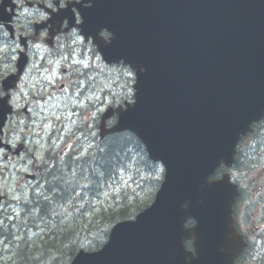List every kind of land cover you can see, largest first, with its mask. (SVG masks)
<instances>
[{
    "label": "water",
    "instance_id": "95a60500",
    "mask_svg": "<svg viewBox=\"0 0 264 264\" xmlns=\"http://www.w3.org/2000/svg\"><path fill=\"white\" fill-rule=\"evenodd\" d=\"M84 2L92 4L81 10L84 35L94 36L107 63L124 61L136 74L134 104L101 135L133 132L166 174L150 208L71 264H229L237 252L224 259L220 250L237 244L236 187L229 175L210 177L221 163L232 166L240 136L264 115V0ZM102 29L110 42L98 39ZM190 239L196 255L184 245Z\"/></svg>",
    "mask_w": 264,
    "mask_h": 264
},
{
    "label": "trees",
    "instance_id": "16d2710c",
    "mask_svg": "<svg viewBox=\"0 0 264 264\" xmlns=\"http://www.w3.org/2000/svg\"><path fill=\"white\" fill-rule=\"evenodd\" d=\"M262 134L261 130L253 147L242 154L241 159L238 157L240 165L246 167L256 161L254 152L264 143ZM69 168L74 175L58 171L46 177L50 199L42 202L41 212L45 219L56 214L58 206L67 204L66 215L56 216L63 219L59 225L54 223L53 229L40 242L30 248L19 247L15 264H25L26 259L30 264L41 261L70 264L81 247L99 249L107 241L114 224L135 217L153 202L163 179L162 167L152 163L142 143L128 133L106 138ZM121 176L129 178L128 185ZM27 212L34 222L37 214L30 209ZM42 223L46 233L48 226L43 219ZM36 252L40 253L39 258L32 260Z\"/></svg>",
    "mask_w": 264,
    "mask_h": 264
},
{
    "label": "flooded vegetation",
    "instance_id": "af4514ba",
    "mask_svg": "<svg viewBox=\"0 0 264 264\" xmlns=\"http://www.w3.org/2000/svg\"><path fill=\"white\" fill-rule=\"evenodd\" d=\"M61 1L60 3L65 5V7H57L56 1H51L50 3L53 4V7L50 8V12H36L18 20L20 30L22 31L19 35H25L29 43L42 38L45 42H51L52 44L50 49L52 54L46 55L43 61L39 63L38 71L41 75L47 68V60L56 63L58 62L57 57H59L63 59L62 63H65L60 70L61 79L55 82L56 86H50V91L47 95L55 96L56 98L65 96L71 100H76L77 103H72L70 108H68V110H71L73 113L69 128L61 122L58 123V130L56 127L53 128L50 139L48 140V152L46 153V157L41 159L44 161L45 165L47 162H52V164L56 162H68L70 156H73L74 153L80 155L83 151L88 149L89 146L87 144H89L90 140L96 137L98 133L97 123L101 113L99 111L101 110L106 96L104 77L95 80L96 78L93 76L91 81L88 75L91 69L88 67L83 68L82 66V62L86 61H82L86 56L85 52L75 53L73 51V48L75 51L77 49L76 44H74L75 40L79 37L83 41L79 36V31L77 29H72L67 33H57L53 39L50 40V34H54L58 32V30L63 32L69 25L70 19L68 14L59 12L60 10L66 9L67 6H72L77 22L80 20L73 6L76 0ZM43 2L47 3L46 1ZM62 16H64V19H61L62 22H59L57 26V22L53 20V17L61 18ZM38 23H47L45 29L36 32L35 26ZM14 25H16V22H14ZM84 43L86 46H91L88 42L84 41ZM73 59L78 61L74 62ZM79 61H81V64L78 63ZM94 62H96V60H94ZM77 69L81 72L80 75L75 74ZM99 76H102V74L100 73L98 77ZM33 87H36V89L41 88L38 83H35ZM44 93H47L46 89ZM81 103L82 105L85 103V105L81 106ZM63 109L66 108L64 107ZM91 109L97 112L95 116H91ZM64 111L63 115L68 116V111ZM27 112L29 116H25V119L28 121L29 126L34 128L33 126H35V124L32 109L30 108ZM17 122L18 119L15 115L11 120L12 124H10V127L12 128L15 126ZM30 127H27V130L30 129ZM262 132L263 136L264 129ZM7 136L5 140L11 147H7L8 151L4 154V160L8 163H12V159L16 160V158H18L19 162L16 164H18V168L24 171L23 176L30 183L29 188L37 192L38 188H42L45 166L42 165V161L38 163L35 150L31 145H28L26 141L27 137L24 136L20 140L21 143H25V146L22 147L23 153L21 156L17 157L15 155L17 152L16 147L21 143H13L11 139L13 135H11L10 132ZM255 162L256 161L246 167L240 165L237 172L238 178L242 180ZM11 201L14 200L8 195H2L0 192V226L3 225L4 221H8V219L11 220L9 214H12V218L15 217V221L19 219L16 210L14 211L13 208L9 211H7V209L2 210L3 206L7 203L9 204ZM234 219L235 226L246 243L236 264H264V179L261 180V176L259 177L258 175L256 179L250 183L247 190H244V188L240 189V195L234 206Z\"/></svg>",
    "mask_w": 264,
    "mask_h": 264
},
{
    "label": "rangeland",
    "instance_id": "374dc122",
    "mask_svg": "<svg viewBox=\"0 0 264 264\" xmlns=\"http://www.w3.org/2000/svg\"><path fill=\"white\" fill-rule=\"evenodd\" d=\"M9 47H10L9 44H4L3 42L0 41V75L2 73L7 74L8 71H10L12 69L11 64L8 65L9 57L11 56L10 53L7 55V53L9 52V50H8ZM18 48H19V46L13 45V54L18 50ZM11 51H12V47H11ZM40 59H41V61H43V57H41ZM11 61H12V56H11ZM37 68H39V66L36 67V63L34 61L33 65L29 67L28 73L26 75V78H28V85H22L19 92H17L13 97L14 103L12 102V104L15 106V109H22L26 104L31 103V101L33 99L32 96H33V93L35 91L31 87H32V83L35 84V80H38V84L40 87L41 79L38 78L37 75H35ZM122 73H124V72H122ZM108 74H109V77L106 78V84H104V87L106 89H111L114 93L118 94V96H115L114 98H112L111 93H107V98L105 101L106 103H110L111 101L117 102V101L121 100L120 96H124V95L132 93V90L130 89L132 83L131 82L128 83L126 80H122L121 78H119V76L121 75V71L119 70V68H112V69L107 68L106 69V76ZM45 77H46V79H50L51 81L55 80L49 76H45ZM123 86H125L126 88H123ZM39 98L41 99L40 103H34V105L36 107L35 112H34L35 121H36L34 132L36 133V136H38V138H36L35 140L42 143V145H44V147L48 148V143H47V146L45 144V142H47V141H43L40 137H41V135H43L44 139H46L49 136V132H50V129L52 126V118H51L52 114L53 113L56 114L59 110H61V111L64 110L63 109L64 107L70 108L72 103H74V104H77V103H76V100H71L69 98L68 99L62 98L61 100H58L56 98L53 101H51L50 99H44V96H40ZM68 112H70V111H68ZM45 119H48V121H47L48 124L44 125L45 130H42L40 127H38L39 122L43 121ZM50 123H51V125H50ZM31 142H32V140H31ZM32 143L35 144L36 141H34ZM14 177H15V175H14ZM126 181L127 180H125V182ZM18 184H19V182L16 179L10 180V181H4L3 176H0V190L3 192H9V193L16 192L18 189ZM13 196H14V198H18V196L16 194H13ZM17 210L20 211V208H17ZM38 227L41 228V231L37 232V237L34 239V241H36V240L39 241V238L43 234H45L44 229H43L44 228L43 223L38 224L36 226V229ZM16 229H17L16 234H20L21 231L19 230L18 226L16 227ZM35 236H36L35 233L31 234V238H34ZM0 237H1V234H0ZM39 254L40 253L36 252L35 255H39ZM55 258H56V256H55ZM1 259H3V261H5L7 264H15V248L10 243L8 245H6V240H4L2 237L0 239V264H1ZM28 261L30 262L29 259H28ZM40 264H47V263L44 261H41Z\"/></svg>",
    "mask_w": 264,
    "mask_h": 264
},
{
    "label": "snow or ice",
    "instance_id": "6c2138e0",
    "mask_svg": "<svg viewBox=\"0 0 264 264\" xmlns=\"http://www.w3.org/2000/svg\"><path fill=\"white\" fill-rule=\"evenodd\" d=\"M2 2H3V0H0V3H2ZM92 3H95V0H92ZM56 6L57 7H65V5L60 3V0H56ZM47 7L51 8V7H53V4L49 3L47 5ZM68 7H70V6H68ZM53 20L57 22V26H58L59 22H62L60 17H53ZM73 21L75 22L74 17H73ZM0 27H2V25H0ZM11 99L12 98L10 97L9 93L6 90L0 89V113L8 110L7 105ZM13 103H14V101H13Z\"/></svg>",
    "mask_w": 264,
    "mask_h": 264
},
{
    "label": "bare ground",
    "instance_id": "6f19581e",
    "mask_svg": "<svg viewBox=\"0 0 264 264\" xmlns=\"http://www.w3.org/2000/svg\"><path fill=\"white\" fill-rule=\"evenodd\" d=\"M64 110H66V111H69L68 110V108H66V109H64ZM63 110V111H64ZM264 129V128H263ZM263 129H262V131H263ZM242 156V155H241ZM238 172V171H237ZM237 176H238V173H237ZM15 211V210H14ZM27 210H26V219H27V223H28V225L32 228V229H34V230H36V231H39V230H41V228L40 227H38L37 229H36V226L38 225V224H40V223H42V218L40 217V216H36V219L34 220V222L31 220L32 218L31 217H29V216H27ZM31 218V219H30ZM34 224H36L35 225V227H32ZM10 242H8L7 240H6V245H8ZM16 253H17V250L15 249V257H16ZM27 260V263H25V264H30V262L28 261V259H26ZM41 259H38L37 261H40ZM32 262V261H31ZM32 264H34V263H32Z\"/></svg>",
    "mask_w": 264,
    "mask_h": 264
}]
</instances>
